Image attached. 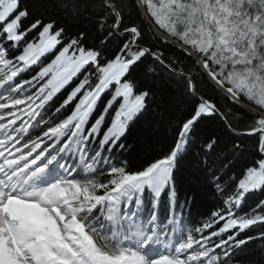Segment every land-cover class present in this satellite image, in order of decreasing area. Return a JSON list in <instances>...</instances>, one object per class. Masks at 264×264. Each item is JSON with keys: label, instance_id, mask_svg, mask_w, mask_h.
Instances as JSON below:
<instances>
[{"label": "snow or ice", "instance_id": "snow-or-ice-1", "mask_svg": "<svg viewBox=\"0 0 264 264\" xmlns=\"http://www.w3.org/2000/svg\"><path fill=\"white\" fill-rule=\"evenodd\" d=\"M51 9L94 33L69 34ZM141 73L182 88L190 110L167 150L130 170L113 157L153 106ZM206 120L231 151L213 133L194 152L214 204L189 227L175 173ZM256 239L264 0H0V264H239Z\"/></svg>", "mask_w": 264, "mask_h": 264}, {"label": "trees", "instance_id": "trees-1", "mask_svg": "<svg viewBox=\"0 0 264 264\" xmlns=\"http://www.w3.org/2000/svg\"><path fill=\"white\" fill-rule=\"evenodd\" d=\"M50 11L63 25L69 28V34L80 31L94 33L91 21L75 20L61 9H51ZM133 20L140 23L135 16ZM140 78L146 80V87L154 91L153 106L132 127L125 142L128 145L127 150L122 154L117 152L113 157V162L123 161L130 170L139 168L144 161L166 151L171 143L175 124L190 110L188 98L184 95L183 89L176 84L163 77L155 79L151 76L145 77L143 73L140 74ZM213 133L222 137L224 144L227 145V150L231 151L232 137L225 134L221 123L217 120H206L201 125L197 147L184 158L175 173L179 199L190 201L189 207L185 211L189 227L199 226L207 218L214 204L211 188L207 183V173L196 168L193 164L194 152L198 151L199 143ZM253 142V140L247 141L249 146ZM250 151V147L244 148L236 154L233 166L237 171L251 161ZM260 198V195L257 194L248 201V204L251 205ZM161 212L164 214L163 206ZM259 231H261L259 227H254L250 234L256 235ZM237 260L239 264H264V240L256 239L245 245L238 252Z\"/></svg>", "mask_w": 264, "mask_h": 264}]
</instances>
